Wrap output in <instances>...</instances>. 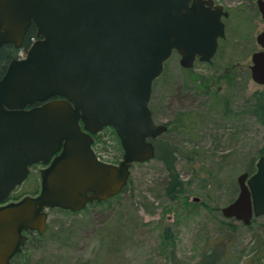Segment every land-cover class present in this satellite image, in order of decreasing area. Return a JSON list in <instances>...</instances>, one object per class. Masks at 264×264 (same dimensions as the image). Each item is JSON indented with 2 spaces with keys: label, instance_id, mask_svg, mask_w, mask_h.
Returning <instances> with one entry per match:
<instances>
[{
  "label": "water",
  "instance_id": "95a60500",
  "mask_svg": "<svg viewBox=\"0 0 264 264\" xmlns=\"http://www.w3.org/2000/svg\"><path fill=\"white\" fill-rule=\"evenodd\" d=\"M229 15L214 0H0V54L4 44L21 47L32 24L38 37L0 76V264H14L28 232L46 231L49 210L77 212L122 192L168 130L150 107L165 62L174 51L184 68L211 62ZM257 41L250 69L264 85V30ZM106 127L121 140L119 163L94 149ZM38 163L40 191L11 200ZM238 183L222 213L249 225L264 215V155Z\"/></svg>",
  "mask_w": 264,
  "mask_h": 264
},
{
  "label": "rangeland",
  "instance_id": "374dc122",
  "mask_svg": "<svg viewBox=\"0 0 264 264\" xmlns=\"http://www.w3.org/2000/svg\"><path fill=\"white\" fill-rule=\"evenodd\" d=\"M216 2L230 15L213 60L184 68L174 51L154 82L150 107L169 127L154 139L155 156L134 163L106 204L49 210L44 236L31 234L14 264H264V215L246 225L222 213L239 194V174H253L264 149V123L247 112L255 94L264 96L250 69L264 19L257 0ZM194 119L187 131L171 126ZM94 137L101 159L122 160L113 127ZM43 167L31 166L11 200L40 191Z\"/></svg>",
  "mask_w": 264,
  "mask_h": 264
},
{
  "label": "trees",
  "instance_id": "16d2710c",
  "mask_svg": "<svg viewBox=\"0 0 264 264\" xmlns=\"http://www.w3.org/2000/svg\"><path fill=\"white\" fill-rule=\"evenodd\" d=\"M33 33H35V26L33 27ZM2 55H1V60H0V64L3 60H7L8 57L12 54V49L9 47L8 43L4 44L2 49ZM1 68V65H0ZM258 95V96H257ZM247 112H251L254 115H256V117L262 122L264 123V96H262V94L259 95L255 94V96L252 99V102L248 105V109ZM196 123V120H191V121H177L176 123H174L173 121H171V126L174 128H178V131H187L190 127H192L194 124ZM264 155V149L261 150V156ZM114 198V197H112ZM110 198V199H112ZM109 200V199H108ZM94 201L92 202V204H106V202L108 201ZM87 207V206H86ZM85 207V208H86ZM34 232L30 231L28 232V235L30 236L31 234H33ZM39 234V233H38ZM39 236H44L43 234H39ZM27 244V243H26ZM26 248V245L23 247L22 251L19 252L13 259V263H20L19 260H21L23 258V256L25 255L24 249ZM18 261V262H17Z\"/></svg>",
  "mask_w": 264,
  "mask_h": 264
},
{
  "label": "flooded vegetation",
  "instance_id": "af4514ba",
  "mask_svg": "<svg viewBox=\"0 0 264 264\" xmlns=\"http://www.w3.org/2000/svg\"><path fill=\"white\" fill-rule=\"evenodd\" d=\"M214 2H215V4H219L216 2V0H214ZM224 20H225V18H224ZM34 26H35V24H32L29 27V29H28L25 37H24L23 45L21 47H16L13 43H8L9 47L12 49V54L8 57L7 60H3L1 62V64H0L1 65L0 76H2L5 73L6 68H7L8 64L11 62V60L21 59L27 55V51H28L30 45L38 38L36 35V26H35V33H33V27ZM1 55H2V52L0 54V60H1Z\"/></svg>",
  "mask_w": 264,
  "mask_h": 264
}]
</instances>
